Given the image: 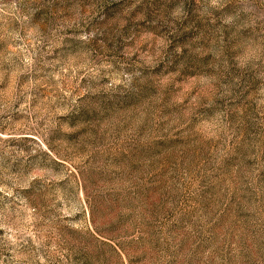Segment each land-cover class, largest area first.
Here are the masks:
<instances>
[{"label": "rangeland", "instance_id": "374dc122", "mask_svg": "<svg viewBox=\"0 0 264 264\" xmlns=\"http://www.w3.org/2000/svg\"><path fill=\"white\" fill-rule=\"evenodd\" d=\"M0 264H264V0H0Z\"/></svg>", "mask_w": 264, "mask_h": 264}]
</instances>
